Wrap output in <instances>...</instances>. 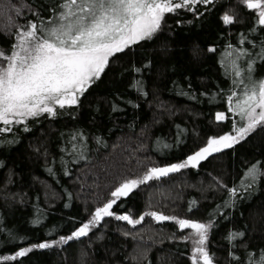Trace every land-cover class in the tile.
<instances>
[{
  "label": "trees",
  "instance_id": "trees-1",
  "mask_svg": "<svg viewBox=\"0 0 264 264\" xmlns=\"http://www.w3.org/2000/svg\"><path fill=\"white\" fill-rule=\"evenodd\" d=\"M26 2L47 7L54 0H0V46L5 49L12 43L3 31L9 25V16L20 23L34 18L26 9L19 18L9 11L12 5ZM198 10L204 12L203 17L186 10L167 14L163 33L152 42H142L133 50L134 56H121L85 95L75 116L66 112L55 119L42 117L39 122H29V132L17 125L12 133H0V139H18L14 145H0V160L5 163L0 167V255L68 235L90 217L96 206L106 202L123 179L141 176L152 165L179 162L203 146L208 136L231 129L238 117L228 113V120H215L217 111L227 113L226 95L232 85L231 76L220 63L222 54L229 44L247 48H251L250 41L259 44L264 37L259 29L264 26L254 25L255 13L239 0H217L215 7L200 6ZM229 10L238 14L237 22L224 25L220 16ZM49 14L42 12L45 17ZM177 20L185 23L177 24ZM253 27L258 30L249 32ZM241 33L249 41L243 45L239 44ZM164 41L168 54L161 56L159 47ZM209 46H215L216 51L209 52ZM144 56L155 61L150 71L137 74L129 70L130 61L139 66ZM257 67L255 75L264 76V64L258 61ZM140 79L146 97L130 87ZM115 92L123 100L117 99ZM111 100L120 110L112 111ZM129 100L132 103L126 102ZM73 129L83 130L88 137L86 159L73 158L63 151L71 147L68 133ZM97 136L102 137V143L97 142ZM164 144L171 147L165 149ZM256 160H264L262 130L234 149L213 154L199 167L190 166L140 185L129 197L121 198L113 210L118 214L129 212L134 218L147 210H159L205 222L218 213L214 219L219 227L211 231L208 243L216 264L230 262L229 245L224 239L230 228L247 230L255 255V249L264 247V179L234 208L218 210L228 193L217 186L215 178L229 187L239 186L244 170ZM190 205L192 212L188 211ZM36 219L39 224L33 222ZM190 231L178 230L174 222L157 223L149 217L134 227L106 217L86 237L35 249L17 261L0 264H191L192 242L180 239ZM101 234L103 239H98ZM21 236L24 240L19 239Z\"/></svg>",
  "mask_w": 264,
  "mask_h": 264
},
{
  "label": "snow or ice",
  "instance_id": "snow-or-ice-1",
  "mask_svg": "<svg viewBox=\"0 0 264 264\" xmlns=\"http://www.w3.org/2000/svg\"><path fill=\"white\" fill-rule=\"evenodd\" d=\"M239 2L255 13L254 25L264 26V0ZM216 4L217 0H54L47 7L27 2L22 6L12 5L9 11H14L17 18L24 15L25 9L34 18L20 23L18 19L13 21L9 16V25L3 30L12 39V43L7 49L0 46V124L3 125L0 133H12L13 127L17 125L29 132V122H39L42 117L55 119L66 112L75 116V110L82 106L85 95L101 81L121 56H134L133 50L141 47L142 42H152L163 33L167 14L186 10L200 18L204 16V12L198 10L200 6L215 7ZM44 11L50 14L45 17L42 15ZM237 15L234 10L224 11L220 19L224 25H232L237 22ZM176 23L182 24L185 21L177 20ZM187 23L191 24L192 21ZM257 30L256 27L248 29L249 32ZM259 30L264 32V28ZM245 42H249L248 37L241 33L239 44L243 45ZM249 43L251 48L227 45L220 61L226 74L231 76L232 85L226 95L227 113L217 111L215 120H228V113L238 117L233 120L229 131L208 136L203 146L179 162L152 165L141 176L123 179L110 192L106 202L96 206L90 217L68 235L19 247L14 253L0 255V261H17L35 249H48L57 244L79 240L88 236L106 217L125 221L133 227L149 217L157 223L174 222L178 230H191L188 235L180 237L192 242L191 264H216L215 254L209 251L208 243L211 231L219 227V221L214 219L218 213L210 215L206 222L167 215L159 210H147L134 218L129 212L118 214L113 206L121 198L129 197L140 185L190 166L199 167L202 161L213 154L234 149L241 142L246 143L257 130L264 131V76L255 75L258 70L257 62L264 64V37H261L259 44L255 41ZM257 48L259 51H255ZM208 51L215 52V46H209ZM159 52L161 56L168 54L166 41L160 44ZM154 63L153 58L144 56L139 66L135 61H130L129 70L140 74L150 71ZM130 87H135L145 97L148 95L144 90L143 79L135 80ZM114 95L123 100L118 92ZM126 102L132 103L131 100ZM110 104L113 112L120 110L115 100H111ZM68 136L71 147L63 151L70 152L73 158L86 159L84 152L88 137L84 131L73 129ZM95 139L98 143L103 142L102 137L97 136ZM16 143L18 139L15 136L0 139V145L5 147ZM163 147L167 149L171 145L164 144ZM3 166L5 163L0 160V167ZM48 171L55 174L51 167ZM68 174L65 169V175ZM262 179L264 160H256L246 167L239 186L234 184L229 187L220 178H215L217 186L228 193V199L223 205L217 206L218 210L222 207L234 208L238 200L255 191V186ZM68 196L71 199L72 194L68 193ZM65 207H69V204L66 203ZM188 211H193L192 205ZM72 221L75 223L76 218L73 217ZM33 222L39 224L40 220ZM124 235L129 233L125 232ZM19 239L24 240V237ZM98 239H103V235ZM224 239L229 245V264H264V247L255 249L254 255L246 229L230 228ZM241 249L242 253L237 255V251Z\"/></svg>",
  "mask_w": 264,
  "mask_h": 264
}]
</instances>
